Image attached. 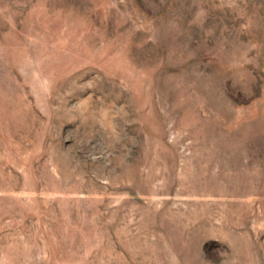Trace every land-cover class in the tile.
I'll return each mask as SVG.
<instances>
[{
	"label": "rangeland",
	"instance_id": "1",
	"mask_svg": "<svg viewBox=\"0 0 264 264\" xmlns=\"http://www.w3.org/2000/svg\"><path fill=\"white\" fill-rule=\"evenodd\" d=\"M0 264H264V0H0Z\"/></svg>",
	"mask_w": 264,
	"mask_h": 264
}]
</instances>
